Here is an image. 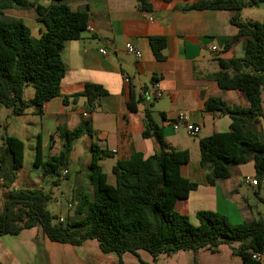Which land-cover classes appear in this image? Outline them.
Wrapping results in <instances>:
<instances>
[{"label":"trees","instance_id":"16d2710c","mask_svg":"<svg viewBox=\"0 0 264 264\" xmlns=\"http://www.w3.org/2000/svg\"><path fill=\"white\" fill-rule=\"evenodd\" d=\"M260 4L264 0H202L186 8L231 12L229 23L237 33L220 40L222 51L242 41V57L217 59L219 70L209 77L222 91L241 92L248 104L245 109H230L217 98L204 101L205 112L228 115L231 120L227 132L213 133L198 141L199 164L210 172L209 185L229 178L230 164L250 162L257 185L264 183V139L256 128L260 121L264 122V16L260 22L243 21L240 17L244 9H254ZM9 9H34L46 31L37 39L31 37L20 20L3 17ZM87 21L86 8L72 11L62 0H50L46 5L0 0V105L11 116H22L30 107L34 115L41 116L44 105L56 98L65 106L84 98L86 112L94 110L106 95L101 87L86 84L81 93L71 96L59 92L65 75L61 58L64 43L80 39ZM149 44L155 59L162 61L165 39L152 37ZM27 88L33 90L30 104L24 99ZM139 103L140 99H135L131 92L127 110L136 112ZM161 117L165 119L163 114ZM84 135H94L87 122L64 132L62 150L46 157L38 135L32 166L41 169L43 176L58 179L75 141ZM142 137L154 142V154L145 158L133 151L126 160L115 162L111 168L115 186L107 183L100 165L112 154L91 145L88 182L92 195L75 198L71 217L74 219L68 217L61 224L47 209L52 193L14 187L17 173L23 167L24 145L14 136H4L0 147V184L6 192L0 211V237L37 228L51 242L79 246L95 240L102 253H115L121 258L126 253L136 255L137 251H144L155 261L160 255L184 251L215 252L226 243L242 264H263L253 260L252 255H264V216L231 225L223 215L199 211L195 214L196 224L192 223L188 216L175 210L177 202L187 199L197 187L180 173L181 166L190 161V152L171 149L148 110L143 114ZM259 200L264 203L263 198Z\"/></svg>","mask_w":264,"mask_h":264},{"label":"crops","instance_id":"0c3cea01","mask_svg":"<svg viewBox=\"0 0 264 264\" xmlns=\"http://www.w3.org/2000/svg\"><path fill=\"white\" fill-rule=\"evenodd\" d=\"M27 1L38 5H41L39 1L46 4L50 2ZM62 1L72 11L86 8L88 21L80 39L64 43L61 58L65 75L60 82L59 92L71 96L81 93L86 84H93L105 90L106 95L101 97L90 113L86 112L84 98L66 106L56 98L44 105L41 116L31 112L40 121L41 133L38 135L44 157L59 153L63 144V131L70 132L85 122L94 135H84L75 141L68 157V166L70 161L72 167L81 162L83 169L88 171L92 144L114 155L115 162L126 160L133 151L145 158L150 157L156 146L152 140L142 137L145 110L151 112L171 149L189 151L182 136V129L185 128L181 126L174 130L170 125L173 116L185 114L191 124L199 127V133L209 126L211 135L227 132L231 120L228 115L205 112L206 99H220L230 109L247 108L248 104L241 92L222 91L209 78L219 70L217 59L242 57V41L233 43L226 52L222 51L220 40L237 33L229 23L231 12L186 9L202 0ZM257 8L264 11V4ZM146 14L153 18V22L147 21ZM3 17L20 20L35 39L46 31L34 9L5 10ZM152 37L165 39L162 61H157L153 56L149 44ZM126 43L138 49L141 57L127 54ZM101 50L106 54H101ZM156 84L158 87H155ZM157 90L161 94L159 98H155ZM131 92L135 99H140L136 112H130L126 107ZM161 114L165 119H162ZM256 128L264 139V122L260 121ZM68 166L60 177H69L71 168ZM75 173L73 194L78 198L86 192L80 185V171ZM180 173L197 187L187 199L177 202L175 210L178 213L195 217L199 211H212L225 216L233 225L256 220L251 199L243 188L252 189L257 200L262 198L260 193L263 183L256 187L243 183L245 176L255 179L252 162L232 166L230 177L216 180L213 185L207 183L210 174L208 168L201 167L199 161L192 162L190 159L181 166ZM105 175L107 183L115 186L111 171L110 175ZM60 177L43 176L41 169L34 168L32 163L31 168H25L23 159V167L17 173L14 187L52 193V188L61 185ZM86 188L92 195V187ZM5 192V187L0 184V211ZM74 206V202H71L62 212H73ZM262 215L258 213L259 218ZM65 217L67 220L68 216ZM193 261L194 264H242L226 243L219 245L215 252H195ZM261 262L264 264V255ZM0 264H155V260L144 251H137L136 255L126 253L121 258L115 253H102L95 240H87L79 246L51 242L39 229L33 228L23 230L16 236L0 237Z\"/></svg>","mask_w":264,"mask_h":264},{"label":"rangeland","instance_id":"374dc122","mask_svg":"<svg viewBox=\"0 0 264 264\" xmlns=\"http://www.w3.org/2000/svg\"><path fill=\"white\" fill-rule=\"evenodd\" d=\"M41 3V5H46V3ZM263 12L259 8L254 9H244L241 13V20L243 21H262L263 19ZM251 19V20H250ZM33 98V90L32 88H27L24 93V99L30 104ZM32 108H28L26 113L22 116H11L10 111L4 108L0 105V147L3 144L2 138L4 136H14L21 140L24 145V167L25 168H31L32 163V155L34 157V149L36 145V139L38 134L41 133L40 129V121L38 117H35L31 114ZM185 130V129H184ZM182 129V136L185 141V144L189 146L190 151V159L192 162L199 161V148H198V141L204 137H207L210 135V127L207 126L206 129L202 132H200L196 137H189L186 134V130L184 131ZM62 135H64V131L62 132ZM63 140V139H62ZM102 148V147H101ZM62 149V146H61ZM60 149V151H61ZM46 159V158H45ZM70 161V159H69ZM116 158L114 155H112L109 158H106L102 162V168L105 174L110 175L111 167L115 163ZM68 166V162H67ZM232 165L230 164V168ZM239 166V165H238ZM70 169V174L68 178L60 177V186L56 188H52V201L48 204V211L55 216L56 218L63 216V218H66L68 216L70 220H73V213L70 210V213L64 214L62 211L69 203L75 200V194H73V188L75 183V176L77 175L75 171H80V174H78V178L80 179V185L81 187L85 188V195H90L89 191H86L88 187L89 188V182H88V174L89 172L87 170H84L82 167L81 162L76 163L72 167V163L70 161L68 168ZM263 191L260 193L261 197L264 199V183L262 185ZM245 188V190L248 192V195L251 199V206H252V213L256 219L259 218L258 213L261 215H264V203L260 200H257L253 195V190L250 188ZM262 215V216H263ZM190 221L194 224H196V220L194 216L189 217ZM229 222V220H228ZM230 223V222H229ZM231 224V223H230ZM233 225V224H231ZM193 251H184L176 253L172 256H165L160 255L155 261V264H194Z\"/></svg>","mask_w":264,"mask_h":264},{"label":"built area","instance_id":"2783aa9c","mask_svg":"<svg viewBox=\"0 0 264 264\" xmlns=\"http://www.w3.org/2000/svg\"><path fill=\"white\" fill-rule=\"evenodd\" d=\"M43 2H47L49 0H42ZM145 18L147 19V21L149 22H153V18L150 17L149 15H145ZM88 30H90V28H88ZM125 51L127 54L133 55L135 58H140L141 57V53L138 49H136L132 44L130 43H126L125 44ZM101 54L105 55L106 52L104 50L100 51ZM127 82V80H125ZM155 87H158V84L155 85ZM141 93H143V89L140 90ZM161 96L160 92L157 90V92L155 93V98H159ZM170 125L171 127L176 130L179 127H184L186 130V133L189 137H196L199 133V127L196 125H193L189 122L188 117L185 114H176L175 116H173L170 120ZM243 183L248 185V186H252V187H256L257 186V182L255 179L249 177V176H245L243 178ZM58 223H64L65 219L60 216L57 219ZM252 259L257 261V262H261L262 261V256L259 253H255L252 255Z\"/></svg>","mask_w":264,"mask_h":264}]
</instances>
